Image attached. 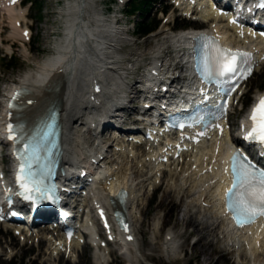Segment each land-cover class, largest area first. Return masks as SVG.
Wrapping results in <instances>:
<instances>
[{
    "label": "bare ground",
    "instance_id": "6f19581e",
    "mask_svg": "<svg viewBox=\"0 0 264 264\" xmlns=\"http://www.w3.org/2000/svg\"><path fill=\"white\" fill-rule=\"evenodd\" d=\"M202 4L203 2H198L195 8L203 9ZM25 10L12 6L7 11L14 27L11 36L22 37L24 40L28 39L29 35H23L22 30L17 29L16 23L26 19ZM61 13L67 17L64 38H61V42L55 45L56 49L52 53L46 55L40 62L34 63L33 67L21 74L20 79L13 81L8 87L7 97L9 98L16 95L17 89L20 88L27 89L29 92L24 94L21 99L23 104L25 103L22 109L13 110L6 105L0 115V120L4 123L0 126V132L7 135L6 120L11 119V115L21 117L29 124H33L53 104H59L63 109L67 129L65 133L67 148L64 153L66 163H70L73 159L88 164L95 161L97 164L99 161L104 163L98 172L99 181L93 192L97 200L100 198L101 202H98L100 206L108 207L118 191L122 187H126L132 192L130 200L127 202V211L131 215L134 214L132 208L135 206L138 185L145 182L155 183L162 168L168 166L177 175H175L174 183L171 181L166 186L158 206H167L171 202L172 206L175 204L173 192L177 188L176 185L183 189V193L190 196L194 193L193 189L198 188L195 191L194 201L205 205L206 207L203 206L204 210L212 217H217L214 185L217 180L218 160L225 147L224 136L215 134L214 144L211 140H202L200 144L186 141L191 151L183 150L180 156L174 159V161L178 160V163H173L171 159V153L174 155L176 149L163 150L161 148L163 146L154 145L153 142L149 143L147 147L150 149L142 153L141 156L137 154L140 151L136 150L130 141L116 144L114 155L120 156L119 161L109 165L106 163V159H100L101 156L96 155L95 152L99 147H105L106 142L102 138L94 139L98 141V145L94 141L91 148H85L88 147V144L84 143V134L76 131L75 124L79 123L85 114L92 122L102 117L112 106H119L122 100L119 95L120 91L126 90L125 87H128L129 84L127 82L128 69L123 66L119 52L116 50L117 41L114 39L118 34L121 35L124 29L102 14V11L98 9L97 0H75V2L66 5ZM200 13L204 18L210 17V22H214L211 26L214 33L222 37L228 45L250 47L248 34H245L246 30L230 26L223 16L212 12L204 13L202 10ZM195 33V31L186 30L170 34L163 46H158L150 56L143 59V61L148 60L147 64L150 65L146 71L149 82H157L163 75V66L167 65L170 54L174 53L176 58L179 57V61H183V64L187 66L192 48L190 44H193L194 41V38H190ZM24 48L28 53L29 48L26 44H24ZM263 50L264 48L261 47L259 52ZM189 82H193V77L190 76ZM86 134L90 137L92 133L87 129ZM111 134L110 132V136ZM134 136L138 137V134H132V137ZM162 154H166L170 161L162 162L160 159ZM133 172L138 176L137 178L141 176H145V178L136 183L137 179L134 178ZM169 175H172L171 172ZM169 179L171 180V177ZM141 211L145 212V209H141ZM188 213L186 211L182 219L185 223L193 225L192 231L200 233V237L194 243L198 247L200 242L206 238V234L213 231L216 225L214 222L209 224L210 215L204 220H198L193 215L187 216ZM84 225L89 228L88 230L94 229L97 232L96 221L91 212H89V217ZM223 227L226 240H232L237 244L236 249L234 246V250L242 251L246 255L244 264L264 262L261 257L264 254V226L257 229L253 226L243 225L238 227L235 232L229 229L225 223H223ZM119 235L127 243L126 246L137 247V241H131L125 231H120ZM82 236L81 234L70 240L58 237L52 241L51 249L55 250L64 244L77 246ZM166 238V241H163L165 249L170 254L176 253L180 247L177 240L173 236L171 237V234ZM211 244L213 245V243ZM100 250L106 252L108 249L100 248ZM202 253L206 260L209 259V248L204 249ZM247 254H254L255 257L249 259Z\"/></svg>",
    "mask_w": 264,
    "mask_h": 264
},
{
    "label": "rangeland",
    "instance_id": "374dc122",
    "mask_svg": "<svg viewBox=\"0 0 264 264\" xmlns=\"http://www.w3.org/2000/svg\"><path fill=\"white\" fill-rule=\"evenodd\" d=\"M138 0H134L137 3ZM159 4L165 3V0ZM75 0H39L31 6L30 3H26L25 8L29 13L26 22L32 27V38L26 42L29 47L28 53L25 52L24 43L19 38H12V30L8 26L6 16L0 13V109L3 107L4 94L7 92L8 87L15 80L20 79L22 73L27 71L30 67H33L34 63L40 62V60L49 53H52L56 48L61 38L65 36V26L67 23V17L64 16L62 9ZM106 2L98 1L100 8H107L110 4L105 5ZM121 5V4H119ZM125 7V5H122ZM158 4L154 5L147 14H144L139 18L137 13L132 14L127 11V15L121 14L122 26L127 30V38L122 40L121 48L119 49L122 57L132 59V61L124 62L126 66H133L137 59H141L150 55V51L154 50L157 46L163 45L166 38V33L162 32L159 28L158 34L153 36V33L145 35L139 32L138 23L142 21H154L158 22L155 18L157 16ZM116 9V8H115ZM114 9V10H115ZM128 9V8H127ZM156 12V13H155ZM113 17V16H110ZM176 24L179 22L188 23V21L176 19ZM7 25V26H6ZM161 27V26H160ZM156 32V31H155ZM4 37V43L2 38ZM122 52V53H121ZM28 54V55H27ZM13 56V57H12ZM142 68L143 69V64ZM145 65V62H144ZM138 74H135V76ZM137 80V76L133 81ZM250 92L254 93L264 89V65L259 72H256L250 80L249 84ZM244 109L238 107L234 112V123H238V118L243 116ZM81 128V127H80ZM78 129V131L80 130ZM111 149V147H110ZM167 182V181H166ZM166 183L160 186L155 193H153L151 201L148 203L150 196L143 195V191L139 193L141 202L147 203L144 208L145 223L142 227L139 225V221L135 220L137 241L139 246L136 250H133L134 256H139L140 262H130L124 258L118 257L116 248L119 246H110L111 257L115 259L117 264H244L246 259L239 258L228 252H224L225 240L219 239V233L211 231L206 235V238L200 242L198 247L193 244L200 233L192 231L193 225L185 224L182 220L184 215L183 205L179 201L180 197L174 192L173 196L176 199V203L172 206V202L167 206H158L160 197L163 194ZM146 205V204H145ZM140 210V209H139ZM138 210V211H139ZM198 208L195 206L192 208L194 216L199 220L203 217V211L198 212ZM160 217V220L164 221L161 231L155 229L153 224L154 218ZM133 220V221H134ZM139 229V231H138ZM168 229H173L176 235L180 236L181 247L180 254L176 256L167 255L164 250V233ZM161 234V235H160ZM4 235H0L2 242H9L8 239H3ZM217 239V241H215ZM16 242V249H14L15 255L11 260L7 259L6 255L0 256V264H43V258L40 256L39 262L32 261L34 257H37L38 246L32 244L22 246V244L14 239ZM214 243L213 245L211 243ZM195 245V246H194ZM209 248V259L204 258L202 251ZM92 248L84 247L76 260H69L67 257H62L59 264H95V256H93ZM5 251V250H4ZM186 252V253H185ZM196 259V260H195ZM58 263V260H52ZM69 261V262H66ZM114 263L112 264H116Z\"/></svg>",
    "mask_w": 264,
    "mask_h": 264
},
{
    "label": "snow or ice",
    "instance_id": "6c2138e0",
    "mask_svg": "<svg viewBox=\"0 0 264 264\" xmlns=\"http://www.w3.org/2000/svg\"><path fill=\"white\" fill-rule=\"evenodd\" d=\"M233 19L235 20V17ZM198 39L201 41V47L196 56V71L202 80L208 83L227 85L220 91L227 93V98H230V93L235 90L232 82L251 75L255 63L253 53L224 46L215 37L206 34H201ZM199 90L205 93L204 100L207 101L209 95L205 89L201 87ZM24 91L27 90L16 93V98L12 102L14 109ZM226 110L227 99H224L221 104L215 106L214 111L202 112L191 121L179 122L178 126L184 128L186 123L203 122L204 128L214 126L222 132L223 126L214 122L222 119ZM251 120L254 122V127L245 137L246 141L250 144L264 143V97H261L256 104L251 114ZM52 124H55V120L52 121ZM10 127L11 138L14 141L23 137L17 150V155L23 161L19 173V182L24 189L21 195L26 196L29 200L35 199L37 203L42 195L51 198L52 192L45 187V176L34 167L49 142L51 128L49 127V131H45L38 138L31 134L23 123H13ZM191 139L196 140L198 136H193ZM227 161L224 171L230 174L231 185L224 189L225 209L231 212L237 224L250 222L257 215H264V167L257 164L240 147H234L229 151ZM120 195H125V193L122 192ZM101 213H104L103 208H101ZM0 218L3 217L0 216ZM124 227L130 231L126 222ZM129 239H134V237L129 236Z\"/></svg>",
    "mask_w": 264,
    "mask_h": 264
}]
</instances>
